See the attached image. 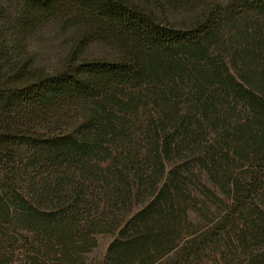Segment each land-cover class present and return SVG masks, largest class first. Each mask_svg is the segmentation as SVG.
Returning <instances> with one entry per match:
<instances>
[{
	"label": "trees",
	"instance_id": "16d2710c",
	"mask_svg": "<svg viewBox=\"0 0 264 264\" xmlns=\"http://www.w3.org/2000/svg\"><path fill=\"white\" fill-rule=\"evenodd\" d=\"M10 1L0 173L26 146L51 178L0 175V264H93L100 233L97 264H264V0H164L200 8L183 27L132 0ZM51 20L115 56L35 66Z\"/></svg>",
	"mask_w": 264,
	"mask_h": 264
},
{
	"label": "rangeland",
	"instance_id": "374dc122",
	"mask_svg": "<svg viewBox=\"0 0 264 264\" xmlns=\"http://www.w3.org/2000/svg\"><path fill=\"white\" fill-rule=\"evenodd\" d=\"M137 4H140L145 9L150 10L158 20L166 21L174 26H188L191 24L195 18L198 16L200 8H172L170 5H167L164 0H132ZM219 4H225L226 0H215ZM4 6L7 9H13L15 4L10 0H0V7ZM3 8V7H2ZM256 17V16H255ZM251 16L254 24L259 23V27H262L261 18H255ZM81 30L78 27L65 26L59 20H51L48 23L41 26L37 29L28 39V52L33 57L34 65L37 67L44 68L49 72H54L60 70L61 68L66 67L73 62H78L83 58H108L111 59L115 56V52L99 43L93 42L82 48L77 45L78 37ZM66 121V120H65ZM72 121V120H70ZM69 121V122H70ZM68 122V123H69ZM61 129H56V133L59 130H71V122L69 126L67 122H58ZM73 124V121H72ZM68 127V128H64ZM30 150L26 146L20 147L17 152L15 162L12 163L9 169L4 170L0 173L1 178H15L18 182L20 181L22 186L27 183V181L32 180L33 178H51L48 175L46 170H43V167L32 168L27 165L29 160ZM42 168V169H41ZM45 169V168H44ZM192 171L197 174L198 179L209 185L206 182L205 175L193 167ZM72 175V174H70ZM66 178H71L66 176ZM78 178V177H77ZM80 178V177H79ZM91 194V193H87ZM190 217L195 220L192 213ZM97 245L94 247L87 255V262H92L97 264L101 261L102 256L105 253L106 246L108 242L112 239V235L109 233H100L96 236ZM199 264H222L217 262L215 258H202Z\"/></svg>",
	"mask_w": 264,
	"mask_h": 264
}]
</instances>
